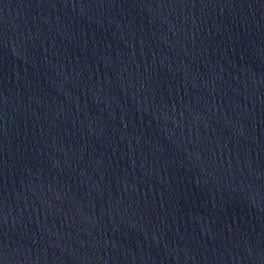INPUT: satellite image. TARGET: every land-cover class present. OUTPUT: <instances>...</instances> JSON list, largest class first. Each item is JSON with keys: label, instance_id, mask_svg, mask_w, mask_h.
Instances as JSON below:
<instances>
[{"label": "water", "instance_id": "1", "mask_svg": "<svg viewBox=\"0 0 264 264\" xmlns=\"http://www.w3.org/2000/svg\"><path fill=\"white\" fill-rule=\"evenodd\" d=\"M0 264H264V0H0Z\"/></svg>", "mask_w": 264, "mask_h": 264}]
</instances>
